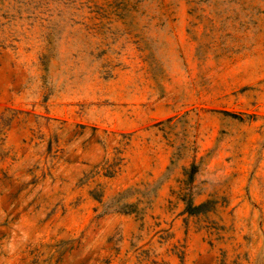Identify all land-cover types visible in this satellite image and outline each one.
Instances as JSON below:
<instances>
[{
    "label": "rangeland",
    "instance_id": "rangeland-1",
    "mask_svg": "<svg viewBox=\"0 0 264 264\" xmlns=\"http://www.w3.org/2000/svg\"><path fill=\"white\" fill-rule=\"evenodd\" d=\"M0 264H264V0H0Z\"/></svg>",
    "mask_w": 264,
    "mask_h": 264
}]
</instances>
